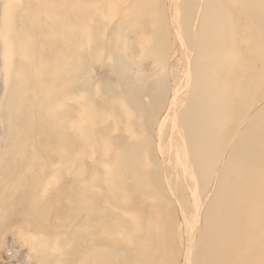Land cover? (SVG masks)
<instances>
[{"label":"bare ground","instance_id":"1","mask_svg":"<svg viewBox=\"0 0 264 264\" xmlns=\"http://www.w3.org/2000/svg\"><path fill=\"white\" fill-rule=\"evenodd\" d=\"M38 1H32L30 10ZM48 1L55 6L61 5L56 8L59 20H67L70 14H84V9H87L80 10V1L70 10L64 3L70 0H61L62 3ZM200 6L203 9L199 13ZM165 11L163 7L156 8L148 14V10L142 8L132 25L137 30V25L146 18L151 17L155 21L147 55L167 76L165 69L170 57L165 38L169 22L164 19ZM170 11L173 14L172 19L168 16L172 22V36L178 42L173 55L180 54L182 64L179 61L176 64L177 57L173 56V59L171 56L173 69L169 73L176 79L181 72L185 81L180 84L181 80L177 78L176 87L191 90L179 117L177 107L170 105L167 119L170 121L163 130L165 140H169V146L164 147L167 157L175 161L173 169L182 166L183 173L179 181L175 178L173 185L170 180L169 183L172 190H178L179 198L183 204L186 202V212H190L193 219L188 230H180L176 234L186 240L194 237L189 259L191 264H264V259H261L264 241L256 242L264 240V237L258 238L259 234H264V112L253 114L235 140V128L248 110L245 93L253 85V79L245 75L242 66L234 60L240 46L233 44L245 22H251L256 28L255 34L263 35L259 41H250V44L260 46L261 53H264V0H174ZM4 17L9 19L6 14ZM18 22L16 44L21 47L24 41L29 40L27 52L35 51L36 42L32 40L30 31L39 30L42 21L25 9ZM60 27L62 36L58 37L61 38H53ZM64 28L58 26L57 31L55 27L45 31L42 37L46 43L39 60L30 57L28 61L19 56L21 63L15 76L19 80L9 97L11 105L20 94L28 91L35 78L50 79L51 90L42 99L32 102V105H40L39 113L45 111L46 116L56 117L57 109L50 110L49 105H66L56 96L55 84L60 73L71 69L79 46L76 33L70 29L66 33ZM249 37L255 39L253 35ZM50 59H54L56 64L53 65ZM237 81L240 98L230 95ZM226 85L229 89L223 88ZM167 92L168 86L164 85L160 94L151 98L152 103L148 107L141 97L135 96L128 110L130 116L127 111H116L115 122L118 120L124 125L122 123L126 121L127 125L119 133L116 132L121 127L117 123L106 127L108 136H113L105 137L106 147L103 148L108 152L114 151L112 156L98 152L96 133L92 128H85L87 136L84 139L76 137L77 129L74 127H65L61 140L46 138L39 141V149L48 152V160L63 157L70 166L82 160L81 155L75 153L78 144L73 143L78 139L85 141L92 147L94 162L88 178L78 175L77 168L64 171L55 167L51 169L54 177L45 182L46 169L37 170L39 167L35 161L25 165L26 146L12 143L8 150L20 151L18 161H8L13 157L7 153L0 155V257L5 252L12 264H66L68 257L72 259L71 264H156L157 260L158 264H169L168 259L175 260L182 247L176 246V241L171 239L173 232H167L173 208L161 178L162 174L173 172H167L150 160L152 147L149 137H128L137 133L135 128L139 122L136 116L141 122L150 123L163 110L161 106ZM67 107L74 110L71 105ZM32 111L30 108L28 112ZM109 157L113 159L105 161ZM220 158H224L223 161ZM96 161L100 163L98 167ZM24 167L29 169L24 172ZM40 182L44 186H40ZM182 184L188 191L181 190ZM57 191L60 222L53 228L50 225L52 209L49 197ZM155 198L162 203L160 207H156ZM199 200L204 205L201 220L197 219V209H192ZM9 203L21 214L18 225L10 221L9 214L1 212V207ZM138 210L142 216L136 218L133 212ZM34 215L37 222L32 226L30 216ZM72 215H76L74 224L77 231L72 230V225L67 222ZM21 229L26 230L23 232ZM115 233L125 237L129 244H115L111 239ZM78 246L80 249L76 251Z\"/></svg>","mask_w":264,"mask_h":264},{"label":"rangeland","instance_id":"2","mask_svg":"<svg viewBox=\"0 0 264 264\" xmlns=\"http://www.w3.org/2000/svg\"><path fill=\"white\" fill-rule=\"evenodd\" d=\"M32 1L37 0H0V155L5 153L12 155L13 158L8 159V161L11 160L10 162H16L18 161L20 151H17L18 149H8L12 143L20 146L24 145L27 148L25 151V165H29L31 161H35L37 167H39L37 170L45 168L47 172L44 175L45 182L47 180L50 181V179L54 177L55 173H53L51 169L55 167L64 171H72L74 168H77L78 175L88 178L87 175L90 174L89 172L94 162L92 161V147L86 145L85 141L79 140L87 136L85 128H92L95 131L98 152L100 154L112 156L114 151L108 152L107 149L105 150V148H103L106 147L104 142L105 137L109 139L113 136H108L109 132L106 127H112L117 123V126L121 127L120 131L116 132L119 133L123 132L124 125H127L126 121L122 123L124 125L119 124L118 120L115 122L116 115L114 114H116V111H127L128 116H130L129 114L131 113L128 110L130 105H133L132 100L135 96L141 97L145 106L148 107L152 103L151 98L155 95H159L164 85L168 86V92L165 94V102L161 106L163 110L157 113L150 123L141 122V119L136 116V120L138 119L137 121L139 122V125L135 128L137 133L130 134L128 137H149L152 147L150 150L152 158L150 160L158 163L163 169H167V172L169 170L173 172V174L170 172L169 174L164 173L161 175L162 185L165 188L167 198L170 200L169 202L173 208V216L167 232H173L171 239L176 241V246L182 248L175 260L171 261L168 259L167 262H169V264H191L189 259L191 258V247L192 243H194V237L191 236V238L186 240L176 234L180 230H188L190 227L189 223L193 222L189 214L190 212H186L188 211V208H185L186 202L184 201L185 203L183 204V201L178 196V190H172L175 178H178L179 181V177L183 176L181 172L182 166H175L173 169L175 161L168 158L164 150V147L169 146V140H165L167 138L163 132L164 129L166 130L165 124L170 121L167 120L170 115L168 108L170 105H175V107H177V117H179V111L181 112V109L185 105V100L187 99L186 96L190 95L189 91H191L190 89L183 90L176 87L177 78H180L181 82H179L180 80L178 81L180 84L185 81L183 79L184 75L182 76L181 72L176 79L169 73L173 69L171 67L172 64H170L171 56L172 58L175 56L173 55L175 54L173 49L178 44L177 39L172 36V22H170V18L173 16V14H170V7L171 2L173 3L174 0H70L64 2L67 10L74 7L76 3L78 5V1H80L79 8L81 11L82 8L87 9H84L86 12L81 15L75 13V15L73 14L72 16L70 14L67 20H59L57 16L58 10L56 8L61 5L55 6L49 3L48 0H46V2L44 0L39 2V0L38 3H35L33 10H30ZM58 1L62 3L61 0ZM162 7L164 11L166 10L164 12L166 18L164 19L169 22L167 23L169 32H167L168 36L166 35L167 38H165L166 47H168L167 54L170 57L165 69L168 71L167 76L155 67L154 59L147 55L150 51L149 42L152 41V30L154 29L155 21H152L153 19L148 17L146 21L140 22V24L137 25V30H135L132 25L140 9L146 8L148 14H152L156 8ZM25 9L29 11L30 15H34L36 19L42 21L39 30L33 32L32 29V32L30 31L32 40L36 42V50L34 49L35 51L30 53L27 52L29 50V40L24 41L21 47L16 44L18 40L16 36L17 28L19 27L18 19ZM202 9L203 7L200 6L199 13ZM5 14L7 18H9L8 20L5 19ZM168 16L170 18H168ZM48 24V28L45 29V26ZM50 25L52 27H50ZM53 26L55 27V31H57L58 26H64L65 28L63 31L66 33L68 29H70V31L73 30L76 33L75 38L79 46L71 69L60 73L57 79L58 82L55 84V91L52 88L61 102L66 103V105H49L48 109H57L58 114L56 117L46 116L45 111L39 113L38 108L40 105H32L33 101L42 99V97L51 90L49 86L50 79L35 78L29 86L28 91L24 94H20L18 100L13 105H11L9 101L10 94L14 92L13 88L16 86V81L19 80V78H15V76H17L18 66L21 63L19 56L22 55V58L28 61L30 57H32V60H39V58H42V47H44L46 43V41H44L45 37H42V35L46 33V30L53 29ZM255 29L256 28H254L251 22H245L244 28L240 29V36H237L233 40V44H236V47L237 44L240 46L238 47L239 51L234 60L242 66L244 74L253 79V85L245 93V101L248 104V110L243 113L242 121L235 128V140H237L241 132L247 127L253 114L264 112V53H261L260 46L250 44V41H259L263 34L260 33L256 35ZM252 35L255 36V39L249 37ZM58 36H62L61 27L57 33L55 32V35L53 34V38H61ZM175 58L176 64L178 61L182 64V57L180 54L176 55ZM50 62L53 65L56 64L54 59H50ZM169 65L171 68H169ZM173 66L175 69L179 70L178 66ZM233 87L234 92L230 95L234 98H240L239 82L237 81L236 86ZM223 88L229 89V85L223 86ZM228 89H226V93ZM176 92L177 94H175ZM19 105L20 107L18 108ZM68 105L73 106L74 110L69 109L67 107ZM30 108L33 110L32 113L28 112ZM65 127H74L77 129L76 137L79 138L73 145L78 144L79 148L76 149L75 153L81 155L80 157L82 160L73 166L65 163V158L63 157H54L48 160V152L39 149V141H45L46 138L55 141L61 140L65 135L63 133ZM48 131L54 132L49 133ZM83 146L86 147L83 149ZM146 152L147 151H144L143 153ZM112 159L113 157H109L106 158L105 161H111ZM168 159L170 160L168 161ZM220 159L223 161L224 158ZM99 164L98 161L95 162L96 167H98ZM185 166L188 168L187 165ZM24 168V172L29 169V167ZM95 172L96 174H100L97 171ZM101 176H104V172ZM169 180L172 185H170ZM41 185L44 186L42 182H40V186ZM181 186L185 187V184ZM184 187H181V190L188 191L186 187ZM49 200L52 209L50 225L55 228L60 222L57 214L60 206L58 191L51 194ZM154 200L157 201L156 207L162 205L158 199L155 198ZM198 202L200 203L198 204ZM192 209H197V219L201 220L204 211L203 203L200 200L197 201L196 206ZM1 212L4 214L7 213V215L9 214L8 216L11 218L10 221L13 220L12 222L15 225L20 223L21 214L17 213V210L12 204L9 203L1 207ZM133 215L139 218L142 216V212L141 210L137 212L134 211ZM35 221L37 222L36 216H30V224L32 226L35 224ZM75 221L76 215L70 216L67 220V222L72 225V230L77 231L78 228L74 224ZM21 230L24 232L26 229ZM54 235L55 233L52 235V238L55 237ZM259 235L261 236L258 238L264 237L262 233ZM111 239H113L115 244L122 243L123 246L129 244L125 237H121L116 233ZM263 241V239L256 240V242ZM79 249L80 247L78 246L76 251ZM159 255L163 257L161 253H159ZM261 259H264V255L261 256ZM71 261V257H68L66 264H71ZM158 262L157 260L156 264H158ZM0 264H12L5 252H3L0 257Z\"/></svg>","mask_w":264,"mask_h":264}]
</instances>
